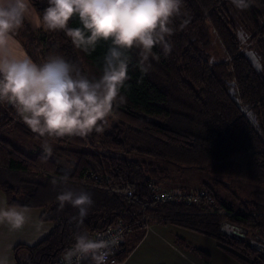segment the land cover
<instances>
[{"label":"trees","instance_id":"obj_1","mask_svg":"<svg viewBox=\"0 0 264 264\" xmlns=\"http://www.w3.org/2000/svg\"><path fill=\"white\" fill-rule=\"evenodd\" d=\"M31 4L42 19L48 0ZM69 27H81L78 18ZM173 27L171 52L165 56L154 48L147 73L139 67L137 50H131L129 79L122 89L126 103L114 109L102 133L50 140L61 145L58 156L71 168L42 153L30 156L0 138V192L8 205L43 209L41 220L54 225L38 244L15 249L17 264H57L73 245L77 229L71 218L77 210L70 205L60 209L57 201L65 189L91 193L94 204L83 227L92 236L119 223L143 233L150 225H171L216 241L238 264H264V190H253L248 199L232 191V202L205 183L202 190L211 202L202 198L196 203H158L153 189L170 180L169 171L134 157L159 158L264 186V0H249L245 10L235 8L231 0H183ZM212 36L222 47V60L206 54ZM15 37L34 62L58 54L97 78L111 46L101 41L94 52L85 53L63 31L33 30L26 20ZM244 39L250 51H244ZM5 106L0 132L9 129L22 138L42 140L11 105ZM65 175L66 184L53 185V179ZM89 175L107 176L109 182L102 187L83 184ZM175 242L211 264L204 250L180 237ZM121 244L116 264H123L131 253ZM20 250L28 253L26 259L18 258Z\"/></svg>","mask_w":264,"mask_h":264},{"label":"clouds","instance_id":"obj_2","mask_svg":"<svg viewBox=\"0 0 264 264\" xmlns=\"http://www.w3.org/2000/svg\"><path fill=\"white\" fill-rule=\"evenodd\" d=\"M231 3L239 10L249 7V0ZM182 7L183 0H48L42 19L34 21L36 28L63 31L85 53L94 52L101 41L111 42L97 78L58 54L43 63L34 62L15 38L33 14L31 0H0V103L11 105L42 139L44 158L52 155L50 140L102 133L114 109L126 103L122 89L129 79V53L137 50L144 73L150 70L154 48L167 56L172 49L173 21ZM74 17L81 27H69ZM67 180L65 175L52 183L66 184ZM57 201L60 209L70 205L77 210L71 218L77 229L74 243L62 253L61 264H108L122 237H93L83 227L94 204L91 193L65 189ZM0 205V225L12 231L31 219L27 208L10 206L7 201Z\"/></svg>","mask_w":264,"mask_h":264},{"label":"rangeland","instance_id":"obj_3","mask_svg":"<svg viewBox=\"0 0 264 264\" xmlns=\"http://www.w3.org/2000/svg\"><path fill=\"white\" fill-rule=\"evenodd\" d=\"M210 41L211 42L206 50V54L212 57L213 61L222 60L224 58V54L222 47L219 44V41L214 36L211 37ZM242 46L245 52L250 51L246 39L242 40ZM232 94L234 95V90H232ZM6 109L7 107L5 106V104L0 103V114L7 113ZM244 110L249 112V115L253 117V113L251 110L247 108H245ZM0 138L6 139L11 145L30 156H35L38 153L43 154L42 140H28L20 137L16 132L9 129L1 131ZM50 143L52 144L53 148L52 155L50 156V158L54 159L56 162H58L67 169L71 168L70 162L58 156V148L61 145L55 142ZM134 157L141 161L153 163L160 167L166 168L169 171L170 180L165 182L161 187H155L161 191H202L203 184L207 183L211 185V187L219 191V193L226 200L235 202V199L232 195L233 192L242 199H248L249 195L253 190H264V186L262 185H251L240 180H234L233 182V180H230L222 175L202 171L197 167H184L182 165L171 163L163 159L149 156H140L138 154H136ZM219 181L228 184L229 187L225 189L223 183H219ZM154 226L155 227H153L150 231L149 238L146 240V242L142 245L140 249L135 251V253L131 256V259L126 264H206L196 255L190 252L182 251L184 255L183 257L175 253H170V248L172 246L178 248L175 244L172 243V241L177 237L185 239L187 242L191 243L195 247L200 248L210 254L212 260L211 264H238L221 250L216 241L210 238L171 225L164 226L156 224ZM133 232L137 235V238L141 235V231L139 229ZM158 236H161L164 239V245H162L163 248H167L169 250V256H167V260L159 263L154 262L151 259V251L155 248L156 245H158ZM130 239H134V235H132ZM252 244L254 246L257 245V243L255 242H252Z\"/></svg>","mask_w":264,"mask_h":264},{"label":"crops","instance_id":"obj_4","mask_svg":"<svg viewBox=\"0 0 264 264\" xmlns=\"http://www.w3.org/2000/svg\"><path fill=\"white\" fill-rule=\"evenodd\" d=\"M37 17L38 15L33 9L32 16L29 19H26V22L30 25V27L33 30L39 29L34 26V21ZM0 193H1L0 201H6L4 194L2 192ZM27 209L29 210V215L31 219L24 225L22 229L12 231L9 229V227L6 224L0 225V260H5L6 264H17L15 249L18 246L36 245L42 240H44L53 230L54 225L52 223L44 222L41 220V216L43 215V212H44L43 209H29V208ZM154 225H150L145 231V233H143L144 231L140 229L141 235L138 238L134 232H130L125 236L121 244L123 245L122 249L124 248L126 250L127 249L131 250V253L128 255L127 259L125 260L123 264H126L131 259V256L135 253V251L140 249L142 245L146 242V240L150 236V231L152 230L153 227H155ZM132 235H134V239L131 240L130 237ZM157 240H158V245H156L155 248L151 251V255H152L151 259L154 262L159 263V262H163L167 260V256H169V252H168L169 250L167 248L165 249L163 248L162 245H164L163 243L164 239L161 236H158ZM175 241L176 239H174L172 243L177 246ZM177 247L178 248H175L174 246H172L170 248V251H171L170 253H175L183 257L184 255L182 251H185V250L180 248L179 246ZM17 254L20 260H24L28 256V253L24 250H20Z\"/></svg>","mask_w":264,"mask_h":264},{"label":"built area","instance_id":"obj_5","mask_svg":"<svg viewBox=\"0 0 264 264\" xmlns=\"http://www.w3.org/2000/svg\"><path fill=\"white\" fill-rule=\"evenodd\" d=\"M6 104V103H4ZM8 105V104H6ZM109 178L107 176H99V175H89L88 177L84 178L83 184L95 186V187H102L104 185L108 184ZM127 196H131L130 191H126L124 193ZM153 195L154 199L158 203H196L200 199H206L211 202V197L208 195L205 191H196V193H189L187 191H173V190H159L157 188L153 189ZM146 223V221H144ZM130 232V226L126 223H119L118 225L106 230V231H100L96 233L93 237H95L97 234H104L105 236L108 235H120L122 238L119 241V245L123 242V239L126 234ZM118 247L114 249V255H110L108 259V264H112L113 261H115V264L117 263V253H118ZM61 259L57 262V264H61Z\"/></svg>","mask_w":264,"mask_h":264}]
</instances>
